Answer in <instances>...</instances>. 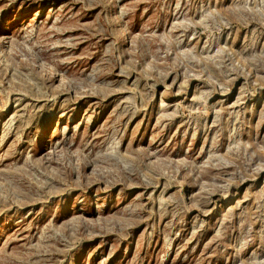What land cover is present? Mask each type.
Returning <instances> with one entry per match:
<instances>
[{
    "label": "rangeland",
    "instance_id": "rangeland-1",
    "mask_svg": "<svg viewBox=\"0 0 264 264\" xmlns=\"http://www.w3.org/2000/svg\"><path fill=\"white\" fill-rule=\"evenodd\" d=\"M0 264H264V0H0Z\"/></svg>",
    "mask_w": 264,
    "mask_h": 264
}]
</instances>
